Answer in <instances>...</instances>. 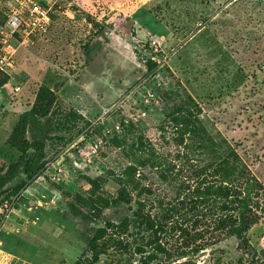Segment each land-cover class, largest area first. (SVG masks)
I'll list each match as a JSON object with an SVG mask.
<instances>
[{
  "label": "rangeland",
  "instance_id": "374dc122",
  "mask_svg": "<svg viewBox=\"0 0 264 264\" xmlns=\"http://www.w3.org/2000/svg\"><path fill=\"white\" fill-rule=\"evenodd\" d=\"M15 62L20 91L0 85V171L34 153L42 164L0 193L19 196L0 230V264H86L94 255L92 264H264V208L242 246L229 235L193 251L177 230L200 228L181 219V176L163 173L180 166L173 152L185 146L176 139L187 135L177 121L185 112L200 122L192 136L203 130L234 150L264 190V0H71ZM40 86L49 105L36 98ZM185 143L194 162L211 160ZM27 188L46 197L35 224L24 219ZM105 219L127 224L108 229L115 243L93 241Z\"/></svg>",
  "mask_w": 264,
  "mask_h": 264
},
{
  "label": "trees",
  "instance_id": "16d2710c",
  "mask_svg": "<svg viewBox=\"0 0 264 264\" xmlns=\"http://www.w3.org/2000/svg\"><path fill=\"white\" fill-rule=\"evenodd\" d=\"M3 19V15L0 12V20ZM2 79L0 85L5 83L8 76L1 73ZM52 95L47 88L39 87L36 92V98L41 102H47V105L51 101L48 97ZM189 106H195L192 102L187 103ZM35 110V105L32 110ZM39 112L36 111V113ZM170 121H174L177 112H170ZM181 123L184 130L187 131L186 137L184 134L177 135V141L184 143L185 146L182 150H176L173 152L174 158L179 162L180 166L175 168L174 166H168L163 169V173H173L176 170L175 175L181 176L180 186L183 191L182 200L179 202L181 207H184V213L181 219L186 225L190 227L198 226L199 229L191 232L188 227L179 226V237L185 244V247L192 245L193 251H200L209 245L207 241L216 243L226 236L234 235L238 239L239 245L246 243L245 233L260 220V212L264 208V190L258 180L251 174L247 166L239 158L238 154L234 150H228L226 152L221 151L218 144L211 139L207 134L201 130V134L192 136L189 129L193 127L200 128V122L198 120H191L190 116L183 112L177 119ZM45 129L40 131V134L44 136ZM190 139L193 146L200 151H208L211 155V160H208L204 165H200L194 162L192 158V150L188 149L185 140ZM36 147V142L31 143ZM40 157L38 153H34L24 158L23 163L21 160L10 163L4 170L0 171V193L4 187L10 183L18 175L28 176L36 173L41 167ZM147 164V163H146ZM150 167H153L152 165ZM137 169L128 168V172L135 175ZM159 172V171H157ZM210 174V179L207 180V175ZM142 175V176H141ZM138 179L144 177L141 174ZM26 178H23L19 182L18 186L25 183ZM194 187L192 188V186ZM192 188V189H191ZM12 191L11 193H14ZM135 190V189H134ZM17 191V190H16ZM148 191V190H147ZM137 193H140L137 191ZM10 194L9 196H11ZM8 195L2 199L1 202L9 197ZM130 194L125 184L121 185L117 190L118 202H128ZM97 210V209H96ZM98 211V210H97ZM94 210H90L86 214V218H92ZM148 228H152V221L146 220L144 222ZM126 223L124 221L119 224H114L109 220H104V229H101L97 233V237L93 241L104 239L106 241L116 242V237L111 238V233L108 229L114 231L113 234H117V230L120 229L123 233L126 229ZM207 236V238H205ZM206 239V240H205ZM117 241L118 238H117ZM199 241V244L195 243ZM120 242V241H119ZM149 244L156 245L157 249L160 246L154 241V239L148 240ZM195 245V246H194ZM94 247V246H93ZM191 247V246H189ZM180 257L186 256V252L182 251L179 254ZM98 256L94 255L91 262L86 264H92L96 262ZM184 264H193V261L185 262Z\"/></svg>",
  "mask_w": 264,
  "mask_h": 264
},
{
  "label": "built area",
  "instance_id": "2783aa9c",
  "mask_svg": "<svg viewBox=\"0 0 264 264\" xmlns=\"http://www.w3.org/2000/svg\"><path fill=\"white\" fill-rule=\"evenodd\" d=\"M71 0H0L2 4L0 20V72L8 76L3 87L9 86L10 91H20L15 79V54L19 48H26L33 36L47 32L52 22V15L61 8L63 3ZM132 117V114H129ZM29 194L28 203L23 204L24 219L27 224H35L39 220L37 211L45 206V195L33 188L25 189ZM19 196L11 195L0 204V230L10 219Z\"/></svg>",
  "mask_w": 264,
  "mask_h": 264
},
{
  "label": "crops",
  "instance_id": "0c3cea01",
  "mask_svg": "<svg viewBox=\"0 0 264 264\" xmlns=\"http://www.w3.org/2000/svg\"><path fill=\"white\" fill-rule=\"evenodd\" d=\"M3 262V261H2Z\"/></svg>",
  "mask_w": 264,
  "mask_h": 264
}]
</instances>
